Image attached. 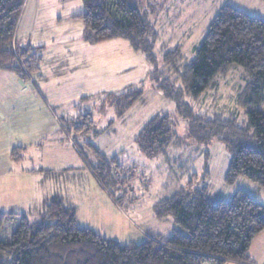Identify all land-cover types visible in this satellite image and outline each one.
<instances>
[{
	"label": "rangeland",
	"instance_id": "374dc122",
	"mask_svg": "<svg viewBox=\"0 0 264 264\" xmlns=\"http://www.w3.org/2000/svg\"><path fill=\"white\" fill-rule=\"evenodd\" d=\"M143 3L145 7L148 6V0ZM151 3L152 18L159 35L154 52L160 63L163 62L162 45H167L170 49L180 45L189 60L195 58L196 50L211 22L224 5H232L264 19V0H151ZM84 10L82 0H27L24 6L17 28L19 44L22 46L26 42L22 40L26 36L22 33L23 27L29 24L28 17H36L32 23L31 38L36 40L35 44L43 45L46 42V46H43L53 63L60 60L61 64L54 73L55 79L60 81L50 79V86L45 88L39 81L42 94L31 92L35 87L33 85L22 92L17 84L19 78L15 74L11 76L2 74L7 71H0V97L1 101L5 100L0 102V113L4 116L7 113L8 117H12L13 112L16 115L34 107L33 110L50 112L63 121H76L79 115L91 112L95 122L92 132L83 137L75 130V125L80 122L77 120V123L68 125L71 139L84 149L94 164L98 162V158L90 147L85 146L87 143H92L109 158L116 156L124 166L119 174L121 189L114 190L113 196L111 190L102 186L88 164H83L84 160L78 149L74 145L68 147L70 163L75 167H84L61 171L55 176V187L57 194L68 197L67 200L78 208L80 225L93 228L101 235L122 244H139L153 234L169 237L176 228L181 227L173 214L159 216L157 204L161 199L174 195L192 179L199 186L208 183L214 200H231L242 189L264 204V188L258 183L243 175L231 184L226 181L232 152L217 137L208 145L185 140L175 142L165 152L155 156H149L140 149L136 137L155 115H171L177 124L175 132L182 137L187 131V120L179 113L175 101L156 87L150 76L152 67L146 55L134 50L127 40L114 39L92 44L79 39L81 36L83 38L82 34L63 32L66 27L78 29L83 23L81 19L68 18L60 23L58 17H76L75 14ZM24 19L27 23L23 26ZM67 37H72V40H67ZM61 46H74L73 51L77 54H54ZM47 54L44 67L47 65L49 71L54 65L51 67L47 63ZM67 72L69 75L64 77L63 74ZM100 79L101 83L98 85ZM246 82L244 68L234 65L227 75L219 76L217 83L200 97L195 98L186 93L184 98L196 114L208 117L219 115L222 118L235 116L236 122L242 125L247 120L249 110L259 109L264 112V101L247 106L239 104L238 99ZM4 84L9 88L4 87ZM128 84L137 88L143 86L144 94L120 115L113 103L114 99H110L108 95L121 93ZM28 93V98L22 100ZM20 119L23 120L24 117L12 118L11 127L4 125L7 120L0 124V202L7 203L3 209L23 213L20 208L30 210L34 205L32 199H29L30 203L25 199L33 196V193L26 194L24 191L30 181L23 174L14 177V182L6 177L11 171L19 170L22 173L23 169L38 167L41 163L38 151L42 145L55 143L47 142L49 135H43L38 127L28 125L25 129ZM28 120L41 122L48 121L49 117H32ZM53 133L52 138H57L58 135H63V130ZM20 144L27 147L20 152L25 158H22L23 161L13 159L15 164H11L12 150ZM124 190L129 195L117 203V197ZM34 210L26 212L31 222L39 221L42 216L41 212H33ZM15 226V223L6 224L1 238H9ZM259 236L262 244L253 253L256 258H252L253 264H264V234L257 237Z\"/></svg>",
	"mask_w": 264,
	"mask_h": 264
},
{
	"label": "trees",
	"instance_id": "16d2710c",
	"mask_svg": "<svg viewBox=\"0 0 264 264\" xmlns=\"http://www.w3.org/2000/svg\"><path fill=\"white\" fill-rule=\"evenodd\" d=\"M27 0H0V70L14 73L39 90L44 47L33 43L19 44L17 28ZM82 0L85 10L76 17L84 25L85 41L98 44L114 39L127 40L134 50L143 52L151 65L150 76L165 96L173 99L187 131L178 136L177 124L169 114H157L143 127L136 142L149 156L166 151L175 142L189 141L208 145L215 137L232 152L226 181L233 183L243 175L264 188V112L249 110L241 125L236 117H208L196 114L184 95L200 97L227 75L234 65L246 73V85L238 102L242 106L264 101V19L224 5L210 24L195 58L189 60L177 45L161 46L162 60L154 50L158 40L151 0ZM150 1V2H149ZM23 40V39H22ZM144 87L128 84L119 94L109 93L123 115L144 94ZM75 119V118H74ZM75 130L87 136L95 127L92 113L76 117ZM65 120L67 132L69 124ZM77 123V122H76ZM75 147L102 186L114 196L120 190L119 178L124 166L118 158H109L92 143H87L98 158L95 164L77 143ZM24 146H15L12 158L20 161ZM40 171H46L41 169ZM49 172V171H48ZM197 176V174H195ZM122 191L117 203L127 198ZM159 216L173 214L181 229L169 237L150 235L142 243L122 244L93 228L81 226L78 208L62 196L45 201L39 221L31 222L26 213L0 211V264H227L235 261L253 264L250 249L264 231V204L238 190L231 200H214L209 184L197 185L190 180L171 197L157 204ZM8 223H15L7 239L1 234Z\"/></svg>",
	"mask_w": 264,
	"mask_h": 264
},
{
	"label": "crops",
	"instance_id": "0c3cea01",
	"mask_svg": "<svg viewBox=\"0 0 264 264\" xmlns=\"http://www.w3.org/2000/svg\"><path fill=\"white\" fill-rule=\"evenodd\" d=\"M82 12H84V11H82ZM82 12H79V13L75 14L74 16L79 15ZM64 18L74 19V20L80 19L78 17H58V20H60V23L64 22V20H63ZM28 19H29V24L26 27L24 25L27 22L25 21V19L23 21L24 27H23V33L22 34L27 36V37L24 36L25 38L23 39V41H26V42H24L26 44L30 43V42L35 44L36 40L31 38V35H32L31 31L33 29L32 23L34 22L36 17H28ZM81 26L82 27H80L78 29L66 27L65 29H63V32H65V33L72 32L73 35H75L77 33L83 35L84 25H81ZM61 36L64 38V35H61ZM56 37H60V36H56ZM45 39H47V38H45ZM66 39L72 40V37H67ZM79 39H84V37L82 38V36H81V38H79ZM84 41H85V39H84ZM44 43L45 44H43V45L46 46V42H44ZM35 45L36 46L38 45L41 47L43 46L41 44H35ZM41 50H43V51H39V53L43 57L42 65H41L42 66V70H41L42 76H41V79H39V81L42 82L43 87L45 88V86H50V82H51L50 79L51 80L54 79L55 81L58 80V79H55L56 77H55L54 73L59 68L57 66L60 65L61 62H60V60H57L56 63H53L49 59L48 54L45 52V51H47V49L43 48ZM73 50H74V46H70L69 48L67 46H61L57 49V51L54 52V54L61 53V54H70L71 56H74L75 54H77V52L73 51ZM46 54H47V60H48L47 63H49L51 67H52V65H54L52 68L49 69V71L47 70V65L44 67V63L46 62ZM101 70H102V68H101ZM0 71H2V70H0ZM2 74H10L12 76V74H14V73L7 71V72H3ZM66 75H69V72H67L66 74H63L64 77H66ZM59 77H62V75ZM58 81H60V80H58ZM100 83H101V79L98 80L97 84L100 85ZM17 84L19 85V88H21L22 92L29 90V87L32 86V84L29 81H24L20 78L18 79ZM3 86L6 88H9L5 84ZM31 92L42 94V90H41L40 85H39V90L35 86L31 89ZM29 93H30V91H29ZM29 93L27 95H24L23 96L24 98L22 100H26L29 96ZM3 96H4V94H3ZM0 102L3 103V102H5V100L1 101V97H0ZM29 108L31 110H29ZM29 108H28V112L27 111L26 112H19V113H16V115H14V112L11 113L12 117H8L7 113L5 116L3 113H0V124H2L4 122V120H7L8 122L4 123V125H6L7 127H11V126H13V124H11V121H10L12 118L24 117L23 120L20 119V123L25 129L28 127V125L40 128L43 135H49V136H47L49 139V140H47V142L55 143V145H42L41 149L38 151V155L41 156V163L38 165V167L26 168V170L23 169L22 173L19 170L11 171L9 173L8 177H6V178L10 179L11 182H14V177H18L19 175H22V174L27 175V177H24V178L25 179L28 178V181H30V183L28 185H26V187H24L25 188L24 191H26V194H28L30 192L33 193V196H27V197H25V199L28 202H29V199H32V202L34 203V205H32L33 206L32 209H35L33 212H41L42 213V211L44 209L45 201L52 198L54 195H59L56 192L57 190L55 187V183L57 181L55 180V176L63 170H70L73 168H81L84 166L81 165L79 167H75V166H73L74 164L70 163L67 151H69L68 147L70 145H74V147H75V143H74V140L71 139L70 134L67 132L64 121L61 120V118L59 116L58 117L56 115L53 116L50 112L33 110L34 107L33 108L29 107ZM18 115H22V116L18 117ZM46 116L49 117L48 121L33 122V121L28 120L29 118H32V117H46ZM60 129L63 130V135L62 136L58 135L57 138H52V135L54 134L53 131L58 132V131H60ZM20 146H24V145L20 144ZM24 147H26V146H24ZM75 150H76V148H75ZM75 155H76V153H75ZM23 158H25V156ZM11 164H15V161L13 160V158L11 160ZM83 164L85 165L84 161H83ZM41 169H45L46 171H40ZM70 172H72V171H70ZM25 173H27V174H25ZM29 175H32L33 177H29ZM37 182H38L39 186H38ZM64 199L67 202H69L67 200L68 197L64 198ZM4 202L5 201L0 202V203H4ZM69 204H71V203L69 202ZM4 206H7V203L0 205V211H9V210L3 209ZM32 209L24 210V209L20 208V210L23 213H26L27 211H32ZM10 210H14V209H10ZM14 211H16V210H14ZM16 212H19V211H16ZM78 218H79V215H78ZM261 234H264V231L262 233H260V235ZM260 237L261 236L257 237L254 240V243L250 249V256L252 258H254L255 260H256V258L253 256V253H254V251H256V248L262 244L259 241ZM227 264H241V263H238L235 261H228Z\"/></svg>",
	"mask_w": 264,
	"mask_h": 264
}]
</instances>
